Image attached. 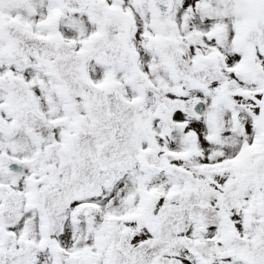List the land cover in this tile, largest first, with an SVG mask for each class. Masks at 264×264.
<instances>
[{
  "label": "rangeland",
  "instance_id": "374dc122",
  "mask_svg": "<svg viewBox=\"0 0 264 264\" xmlns=\"http://www.w3.org/2000/svg\"><path fill=\"white\" fill-rule=\"evenodd\" d=\"M96 1L0 0V264H264V0Z\"/></svg>",
  "mask_w": 264,
  "mask_h": 264
},
{
  "label": "water",
  "instance_id": "95a60500",
  "mask_svg": "<svg viewBox=\"0 0 264 264\" xmlns=\"http://www.w3.org/2000/svg\"><path fill=\"white\" fill-rule=\"evenodd\" d=\"M59 4L69 10H80L86 6L95 5L94 0H78L76 3H72L71 0H58ZM156 10L160 15H164L169 12L172 8V0H152ZM201 104H197L195 107V112L198 115L201 110Z\"/></svg>",
  "mask_w": 264,
  "mask_h": 264
},
{
  "label": "bare ground",
  "instance_id": "6f19581e",
  "mask_svg": "<svg viewBox=\"0 0 264 264\" xmlns=\"http://www.w3.org/2000/svg\"><path fill=\"white\" fill-rule=\"evenodd\" d=\"M175 26H177V23L175 24ZM204 60H205V59H202L199 63L204 62ZM9 200H10V199L8 198V199H7V202H9ZM5 222H6V220H5Z\"/></svg>",
  "mask_w": 264,
  "mask_h": 264
}]
</instances>
